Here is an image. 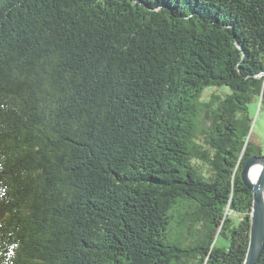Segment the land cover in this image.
Returning a JSON list of instances; mask_svg holds the SVG:
<instances>
[{"label": "trees", "instance_id": "obj_1", "mask_svg": "<svg viewBox=\"0 0 264 264\" xmlns=\"http://www.w3.org/2000/svg\"><path fill=\"white\" fill-rule=\"evenodd\" d=\"M255 100L264 0H0V264H244Z\"/></svg>", "mask_w": 264, "mask_h": 264}, {"label": "water", "instance_id": "obj_2", "mask_svg": "<svg viewBox=\"0 0 264 264\" xmlns=\"http://www.w3.org/2000/svg\"><path fill=\"white\" fill-rule=\"evenodd\" d=\"M258 162L263 163V169L257 183H254L249 174L252 166ZM241 178L253 193L249 244L244 264H257L264 251V154H254L247 158Z\"/></svg>", "mask_w": 264, "mask_h": 264}, {"label": "rangeland", "instance_id": "obj_3", "mask_svg": "<svg viewBox=\"0 0 264 264\" xmlns=\"http://www.w3.org/2000/svg\"><path fill=\"white\" fill-rule=\"evenodd\" d=\"M220 88H209L205 92L206 98H208L212 92L219 91ZM250 112L253 116L252 133L250 134L251 140L256 146H260L264 152V105L262 106L261 100H255L249 105ZM237 213L229 211V215L237 221L241 218V215L236 216ZM230 240L224 235H220L218 238V245H229Z\"/></svg>", "mask_w": 264, "mask_h": 264}, {"label": "bare ground", "instance_id": "obj_4", "mask_svg": "<svg viewBox=\"0 0 264 264\" xmlns=\"http://www.w3.org/2000/svg\"><path fill=\"white\" fill-rule=\"evenodd\" d=\"M262 169H263L262 162H258L252 166L250 170V174H249L251 181H253L254 183H257Z\"/></svg>", "mask_w": 264, "mask_h": 264}]
</instances>
